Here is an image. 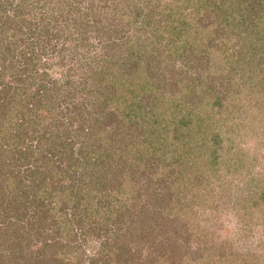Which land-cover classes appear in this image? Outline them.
<instances>
[{
    "label": "rangeland",
    "instance_id": "1",
    "mask_svg": "<svg viewBox=\"0 0 264 264\" xmlns=\"http://www.w3.org/2000/svg\"><path fill=\"white\" fill-rule=\"evenodd\" d=\"M0 3V15L26 19L23 33L43 32L25 36L39 52L36 69L49 75L40 92L45 100L36 104L34 122L40 124L25 123L22 151L13 148L11 158L43 162L47 154L34 134L47 133L49 126L56 143L43 147L54 154L46 175L53 185L68 186L89 180L76 160L87 151L115 153L114 162L102 164L107 186L100 184L101 193L112 191V202L77 210L76 204L57 205L68 211L74 228L62 233L66 221L55 223L53 214L47 230L67 242L65 250L39 249L41 239L25 242L38 251L35 259L34 252L21 254L2 239L7 264H264V0ZM16 26L7 35L17 32L21 39ZM20 53L17 48L22 61ZM61 57L64 62L56 63ZM7 63L3 77L17 85V66ZM30 82L31 92L36 84ZM113 108L119 113L113 115ZM123 111L131 115L123 118ZM181 117L189 123L175 132ZM93 120L97 130L84 134L82 126L88 130ZM175 134L182 136L172 142ZM143 136L149 141L140 145ZM13 138L5 137V147L15 146ZM161 140L158 154L165 163H139L155 151L148 144ZM19 163L26 177L34 163ZM8 188L3 184L0 190ZM186 199L191 206L165 208L168 201ZM39 223L29 227L34 235L36 229L47 231Z\"/></svg>",
    "mask_w": 264,
    "mask_h": 264
},
{
    "label": "trees",
    "instance_id": "2",
    "mask_svg": "<svg viewBox=\"0 0 264 264\" xmlns=\"http://www.w3.org/2000/svg\"><path fill=\"white\" fill-rule=\"evenodd\" d=\"M20 11L21 6L15 8V18ZM1 12L3 13L6 11L1 10ZM151 17H153V15ZM12 18L13 17L8 15L7 13H3V15H0V19H3L2 24L0 25V187L3 184L9 187L7 189V193H5L3 190H0V258L2 259L0 261L4 264H7V253H4L5 247H2V239L6 240L4 241V243L7 242V244H10L12 246L14 245L15 248L20 249L19 252L21 254L34 252V255H37L35 259L38 258V251L31 249V246L29 245H25V242H29L30 244L31 241H38L39 239H41L42 245L41 247H39V249H42L43 247L57 246L60 247L58 251L65 250L67 242H65V240H61V238L59 237H56V232L53 233L54 237H52V234H50L47 230V228L50 226L48 217L55 214V223L66 221V226L62 230V233H65V231L69 233V231L74 227L72 224H70L71 219L70 221L68 219V211L61 208L57 210V205H63L64 202L76 204L75 206L77 210V208H80V206H89L92 203L94 204L96 201H98L99 203H103L105 201L112 202V191L101 193L100 184L103 183L104 186H107V179L103 174L105 173V170L104 168H102V164L104 162H108L109 160L110 162H114L115 158V153L112 149L100 148L96 149L94 153L87 151L88 155L86 154L83 160H79V162L78 159L76 160L77 163H79V165L82 167V172L90 175L89 180L82 181L79 185H53V178H50V176L46 175V172L54 162V154L49 153V150L43 148L45 144L53 145L54 143H56V139H53L55 137V133L52 132L49 126H45L44 128L47 133L45 132L44 134H40L38 130L35 129L36 134H34V137L38 140V149L42 147L43 153L47 154L43 162H33L29 159L22 158V156H19L17 158V161L11 158V155L13 154V148L21 150V148L19 147V145L22 143V137L20 136V134H23L22 132H28L27 127H25V123L30 124L31 127H37L40 124L39 122H34L35 114L37 113L38 103H41L42 100H45V97L40 96V92L41 88L45 86L43 83L45 77L49 76L47 73H39L36 69L37 65H35L34 60L36 57H39V52L35 49L34 42L32 40L29 41L28 36H25L31 35V33L36 36L37 32H39V37H42L44 36L43 32L36 30L35 32H28V34L23 33L22 22L26 21V19L23 18V21L22 19H15L13 21L14 18ZM11 24H17V31H20L22 35L21 39H19L17 35L19 33L17 32L12 33L11 35H7V28H9ZM37 26H39V23H37ZM17 48H19V52H21L20 56L23 59L22 61L19 60L17 55L15 54V50ZM41 50L44 54H47V49ZM10 55L11 59L9 58ZM153 57L155 58V55ZM138 58L142 61L141 63L144 62L143 59H141L140 57ZM64 59L65 57H61L56 60V63L64 62ZM7 62H10V67H12L13 65L17 66V72L13 73V80L17 85H13V81H7L3 77L5 76L6 68L8 67ZM49 65L51 64L49 63ZM29 81H31V87L34 86L33 84H36V88L31 92ZM67 82H69V80H67ZM146 84L147 87L151 85L149 80H147ZM151 89L154 88L152 87ZM160 89L163 90V88ZM47 93L49 94L50 91L47 90ZM32 102L35 103V106H31ZM155 103H157V101H155ZM49 105L52 106L54 105V103L51 102ZM21 111L23 112L21 113ZM117 111V109L113 108V111H111V113H113L114 115ZM150 113V111L147 112V114L149 115ZM120 114L125 116L123 118H128L131 115V113L128 114V112L125 114L124 111L120 112ZM93 119H97L98 122V118L94 117ZM95 120H93V125H89L88 130H86V127L82 126L81 131H83L84 134L89 133L90 135H93L97 130ZM185 121L189 123V119L184 120L183 117H181L180 122L175 125V132H177L178 129L177 125H181ZM137 125V123H134V126L136 127H133L132 129H137ZM12 129L16 133L11 132ZM17 129H20L22 131L18 132ZM112 129L113 126L106 128V133H112ZM8 134L17 139L14 140V147L7 148L4 145L3 140H6L5 137ZM181 136L182 135L175 134V137L172 139L173 141H171L174 142L175 138L179 139ZM138 138L140 139V142L137 141V143H140V145L144 141H149L148 136ZM171 141L169 145L174 144ZM103 144L106 145V143ZM148 145L153 146L154 148L152 150L155 151L147 152L146 157H141L140 159H138V162L144 163L148 161V159H153L159 160L156 161L159 164H164L166 159L162 154H158V147H161V145H163V141H159V143H157L156 145ZM30 147H32V145H30ZM130 150L131 147L129 146L125 150L126 160H124L123 163L126 165L127 162L131 160L129 159L130 155L128 156V152H130ZM22 159L23 162L27 161L28 164L34 163L32 166L27 167L28 174L26 175V177L22 175L20 170H18L17 168L18 165L21 164L19 162H21ZM126 168L129 169L128 167H125V169ZM54 172H52L51 174H53ZM57 173L58 172H55V174ZM27 177H31V183L27 181ZM75 178L76 177H74V179ZM110 185L111 184H109L108 187H110ZM47 199H49L50 201H48ZM191 202L192 201L189 199L184 200L182 203L180 201H178L177 203H174V201H168L165 205V208L167 210L168 207L173 208L178 206L183 207L184 209L186 206H191ZM94 211H98V208ZM57 214H59V216ZM60 216H62V219H60ZM37 221H40L39 225L45 227L47 231L44 232L43 230L36 229V235H34V230L31 231V228L29 227H32ZM9 235H11V237L8 239L7 236ZM13 240H15L14 244H12ZM54 256L55 257L53 258H59V253H55Z\"/></svg>",
    "mask_w": 264,
    "mask_h": 264
}]
</instances>
